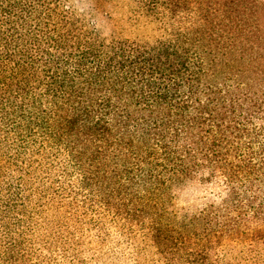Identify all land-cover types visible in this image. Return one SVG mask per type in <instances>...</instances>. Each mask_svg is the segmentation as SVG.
<instances>
[{"label":"trees","instance_id":"1","mask_svg":"<svg viewBox=\"0 0 264 264\" xmlns=\"http://www.w3.org/2000/svg\"><path fill=\"white\" fill-rule=\"evenodd\" d=\"M110 2L0 0V264L49 212L155 264H264V0Z\"/></svg>","mask_w":264,"mask_h":264},{"label":"rangeland","instance_id":"2","mask_svg":"<svg viewBox=\"0 0 264 264\" xmlns=\"http://www.w3.org/2000/svg\"><path fill=\"white\" fill-rule=\"evenodd\" d=\"M81 1V7L91 8L99 20L103 17L102 13L107 11H110L112 18L130 12V8L123 4L118 6V11H112L110 0ZM109 21L111 22L104 24L101 21L105 33L110 32L109 24L113 21ZM142 31L141 28L125 25L122 34L129 38H140L143 36ZM58 218L49 212L44 218H34L32 221L23 219L24 222L19 227L24 226L25 231L19 229L21 235L17 237V251L21 258L17 264H155V251L152 248H145L142 242L136 246L140 240L138 236L133 240H125L117 230H109L105 236V232L97 233L91 229L74 239L65 231L72 226L59 223ZM9 241L0 231L2 246Z\"/></svg>","mask_w":264,"mask_h":264}]
</instances>
